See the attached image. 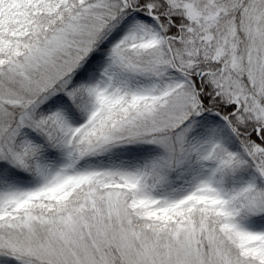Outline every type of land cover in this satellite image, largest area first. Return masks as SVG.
<instances>
[{
  "label": "snow or ice",
  "instance_id": "1",
  "mask_svg": "<svg viewBox=\"0 0 264 264\" xmlns=\"http://www.w3.org/2000/svg\"><path fill=\"white\" fill-rule=\"evenodd\" d=\"M0 264H264V0H0Z\"/></svg>",
  "mask_w": 264,
  "mask_h": 264
}]
</instances>
